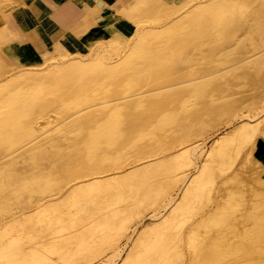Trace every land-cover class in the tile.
I'll use <instances>...</instances> for the list:
<instances>
[{
	"label": "bare ground",
	"instance_id": "bare-ground-1",
	"mask_svg": "<svg viewBox=\"0 0 264 264\" xmlns=\"http://www.w3.org/2000/svg\"><path fill=\"white\" fill-rule=\"evenodd\" d=\"M117 18L130 37L0 59V264H264V0Z\"/></svg>",
	"mask_w": 264,
	"mask_h": 264
},
{
	"label": "crops",
	"instance_id": "crops-1",
	"mask_svg": "<svg viewBox=\"0 0 264 264\" xmlns=\"http://www.w3.org/2000/svg\"><path fill=\"white\" fill-rule=\"evenodd\" d=\"M125 0H13L0 21V59L6 67L31 65L55 45L64 52L80 48L86 37L122 40L133 23L120 19ZM257 159L264 168V126L256 138Z\"/></svg>",
	"mask_w": 264,
	"mask_h": 264
},
{
	"label": "rangeland",
	"instance_id": "rangeland-1",
	"mask_svg": "<svg viewBox=\"0 0 264 264\" xmlns=\"http://www.w3.org/2000/svg\"><path fill=\"white\" fill-rule=\"evenodd\" d=\"M2 1H3V5H5V6L3 7V10H7V8H9V6H11V4L13 3V0H2ZM181 14H182V13H181ZM172 18H174V16H172ZM167 21H168V20H166L165 22H162V24H159V25H157V24H155V23H154V24L151 23L150 27H156V28H159V27L163 26ZM149 24H150V23H149ZM133 26H135V24H133ZM89 50H90V53L88 54V56H89V58H92V57L95 55V52H96L95 44H92ZM75 51H79V52H82V53H83V51H82L80 48H76V49H73V50L67 51V52H65V57H66V59L69 58V57L72 55V53L75 52ZM82 53H80V54H82ZM175 76H176V75L173 76L174 79L176 78ZM173 77H172V78H173ZM7 80H8V77H7V76H2V77H0V87H1V86H4V84L7 82ZM4 110L7 111V112H10V111H11V109L8 108V107L5 108ZM254 125H255L254 123L249 124V125H248V126H249V127H248V130H251V129L253 128ZM248 130H247V131H248ZM253 130H254V128H253ZM253 132H254V131H253ZM222 133H223V128H222V127H217V128H216V127H211V128H209V129H206L204 132H201V133H200L199 140L201 141V143L205 144V150H208V148L211 146V144L213 143V141H214L215 139H217L219 135H222ZM251 134H255V133H251ZM255 145H256V140H255ZM197 163H198V165H199V161H198ZM128 168H129V167H125L124 171H127ZM145 225H146V224H145ZM135 226H136V225H132V229H133ZM142 227H143V225L140 226V227H138V231L141 230ZM126 242H127L126 239H123V240L121 241V243H120V249H121V250L124 249V246H125ZM125 251H126V250H124V253H125ZM122 257H123V253H122ZM119 263H120V261H117V262H116V264H119Z\"/></svg>",
	"mask_w": 264,
	"mask_h": 264
}]
</instances>
